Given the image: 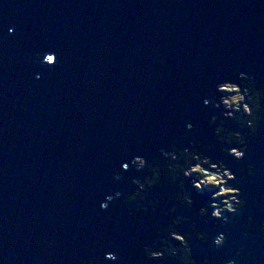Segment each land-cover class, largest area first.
Returning <instances> with one entry per match:
<instances>
[{"label": "water", "instance_id": "water-1", "mask_svg": "<svg viewBox=\"0 0 264 264\" xmlns=\"http://www.w3.org/2000/svg\"><path fill=\"white\" fill-rule=\"evenodd\" d=\"M48 52L53 63L41 64ZM237 72L264 86V0H0V264H109L107 251L117 264H165L143 260L138 245L169 222L170 207L214 235L213 221L196 219L203 194L191 192L190 209L163 200L175 184L148 189L146 200H161L151 216L146 204L134 214L119 198L99 208L147 174L120 163L159 159L156 149L177 142L185 123L245 201L216 229L226 232L222 248L208 253L189 239L192 259L264 264V232L240 238L244 216L264 220V99L238 163L220 156L200 102ZM249 163L252 178L243 175Z\"/></svg>", "mask_w": 264, "mask_h": 264}, {"label": "clouds", "instance_id": "clouds-1", "mask_svg": "<svg viewBox=\"0 0 264 264\" xmlns=\"http://www.w3.org/2000/svg\"><path fill=\"white\" fill-rule=\"evenodd\" d=\"M13 28H7V34L11 35ZM55 53L48 52L42 55L40 63L51 65ZM35 78H39L37 75ZM264 99V86H257L256 77L251 73L237 72L234 77L218 78L211 89L205 91L201 98V106L207 116L206 124L211 129L210 135L216 145L219 146V154L223 158H231L233 163H238L244 157L246 151L245 140L255 138L257 124L261 119L260 102ZM229 122L234 129L229 127ZM191 123L184 124V135L178 137V141L167 143L156 149L159 159L147 160L144 156L136 155L128 159L126 163H120V171L131 168L133 173H147L142 178H132L128 182L124 192H114L105 195L99 203L103 210L114 199L119 198L125 208L132 213H143L144 205H147L148 215L161 203V200H146L148 189L153 187H170L175 184L178 191L170 193L163 200H172L182 209H190L193 205L191 192L202 193L207 200L205 206L198 207L196 219L207 224L213 221L214 235L204 231H195V223L187 217L175 215V207L168 209L171 219L162 227L153 229V234L146 242L138 245L143 254V260H159L165 264H195L191 257L189 239H195L204 246L208 253H213L223 247L226 241L224 226L230 219L245 207V201L239 188L234 186L235 176L225 166L222 160L209 155L211 146L201 141L190 140L186 135L192 129ZM186 143V146L184 144ZM243 175L252 178L255 175L252 164H246ZM191 178V179H189ZM112 179L118 181L120 177L113 175ZM167 184H164V181ZM188 181V190L184 188V181ZM185 224L189 232L178 231L179 226ZM244 230L240 232V238L246 239L249 233L264 232V220L253 222L251 217L242 219ZM234 257H239V251L233 252ZM104 261L109 264H117L115 252L107 251L103 254ZM200 264H209L205 257ZM216 264H236L235 259L219 258Z\"/></svg>", "mask_w": 264, "mask_h": 264}, {"label": "rangeland", "instance_id": "rangeland-1", "mask_svg": "<svg viewBox=\"0 0 264 264\" xmlns=\"http://www.w3.org/2000/svg\"><path fill=\"white\" fill-rule=\"evenodd\" d=\"M189 179H190V178H189ZM196 194H202V193H197V192H196Z\"/></svg>", "mask_w": 264, "mask_h": 264}, {"label": "trees", "instance_id": "trees-1", "mask_svg": "<svg viewBox=\"0 0 264 264\" xmlns=\"http://www.w3.org/2000/svg\"><path fill=\"white\" fill-rule=\"evenodd\" d=\"M185 181H186V183L188 182L187 180H185ZM185 181H184V182H185Z\"/></svg>", "mask_w": 264, "mask_h": 264}, {"label": "flooded vegetation", "instance_id": "flooded-vegetation-1", "mask_svg": "<svg viewBox=\"0 0 264 264\" xmlns=\"http://www.w3.org/2000/svg\"><path fill=\"white\" fill-rule=\"evenodd\" d=\"M196 195H198V194H196Z\"/></svg>", "mask_w": 264, "mask_h": 264}]
</instances>
